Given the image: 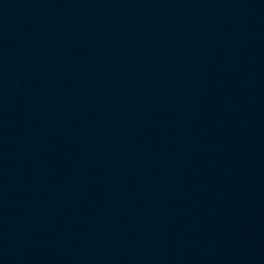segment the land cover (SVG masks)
<instances>
[{
    "label": "water",
    "instance_id": "1",
    "mask_svg": "<svg viewBox=\"0 0 264 264\" xmlns=\"http://www.w3.org/2000/svg\"><path fill=\"white\" fill-rule=\"evenodd\" d=\"M0 264H264V0H0Z\"/></svg>",
    "mask_w": 264,
    "mask_h": 264
}]
</instances>
